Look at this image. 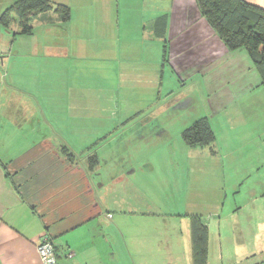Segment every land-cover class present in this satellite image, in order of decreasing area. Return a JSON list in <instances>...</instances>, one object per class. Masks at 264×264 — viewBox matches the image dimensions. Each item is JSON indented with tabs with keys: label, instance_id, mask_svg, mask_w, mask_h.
Segmentation results:
<instances>
[{
	"label": "rangeland",
	"instance_id": "rangeland-1",
	"mask_svg": "<svg viewBox=\"0 0 264 264\" xmlns=\"http://www.w3.org/2000/svg\"><path fill=\"white\" fill-rule=\"evenodd\" d=\"M170 1L114 0L110 14H102L106 8L98 11L102 12L98 20L106 18L103 22L110 26L115 48L129 51L127 83L133 78L132 83L138 85V75L149 81L143 95L146 101L138 105L134 94L137 86L130 84L126 91L118 73V85L109 91L110 72L93 68L107 62H96L93 57L85 62L83 80L92 82L94 93L101 94L95 105L101 109L100 118L85 119L83 130L79 127L73 132H80L66 137L74 138L82 150L96 137L102 160L109 161L112 172H124V178L106 195L111 203L109 215L116 219L109 229L100 226L98 233H92L84 253L94 248L91 264H195L191 217L198 215L209 228L205 264H264V85L259 84V72L245 48L198 64L203 47L211 45L215 50L216 43H224L210 24L212 35L204 40L181 41L186 51L181 60L176 56L179 61L175 62L180 67L182 59L191 54L197 56V66L177 71L172 59L180 50L178 44L172 55L170 41L164 43L153 33L156 17L169 12ZM13 2L0 0V15ZM191 12L194 17L197 8L192 7ZM79 13L84 9L75 7L74 20ZM200 16L206 19L201 11ZM18 28L15 21L8 28L0 25V33L8 40L0 35V47L35 46V40ZM108 43L107 37L89 41L93 47L108 48ZM9 81L0 82V103L4 102L0 113L5 115L12 111L11 98L24 95ZM114 95L117 98L112 99ZM84 96L88 111L89 94ZM139 110H150L148 114L154 117L170 114V121L162 119L167 133L158 127L148 136L137 134L135 128L142 121L128 114H138ZM202 118L211 126L215 139L208 145H191L184 139V129ZM116 123L117 137L111 135L115 129L108 128ZM3 128L6 134H17L8 120ZM28 132L26 127L20 135ZM110 138L114 140L110 142ZM125 150H129L130 161ZM110 177L107 172L105 179ZM105 215L104 219H110Z\"/></svg>",
	"mask_w": 264,
	"mask_h": 264
},
{
	"label": "crops",
	"instance_id": "crops-1",
	"mask_svg": "<svg viewBox=\"0 0 264 264\" xmlns=\"http://www.w3.org/2000/svg\"><path fill=\"white\" fill-rule=\"evenodd\" d=\"M51 1L70 7L69 21H63L53 10L39 13L32 21V33L24 34L35 40L34 47H0V82L4 84L10 80L11 85L24 93L11 98V112L0 113V264H41L37 245L45 235L53 240L60 264H91L94 248L84 253V245L92 233H98L100 226L109 229L116 219L115 215H109L111 203L106 195L124 178V172L118 175L110 170L109 161L102 160V153H99L96 137L86 143L84 150L74 138L66 137L68 133L83 130L85 119L95 121L100 118L101 109L95 105L100 102L101 94L94 93L92 82L86 84L83 80L86 60L93 57L96 62H107L101 66L95 64L93 68L97 66L110 72L109 91L117 87L119 73L121 86L126 91L130 84L137 86L135 104L143 106L146 101L143 95L149 80L138 75V85L132 83L133 78L127 83L126 72L131 66L129 51L125 48L118 51L110 41V26L103 22L106 18L98 20L102 18V12L98 11L106 8V13L102 14H110L114 0ZM246 1L264 8V0ZM170 2L169 12L156 17L153 33L156 38L164 39V43L170 41L172 55L178 44L180 50L174 54L172 63L181 72V68L197 66V56L191 57V54L182 59V66L175 62L181 60L186 51L181 41H202L212 35V27L200 16L196 1ZM194 6L197 12H193V17ZM75 7L84 9L76 20L73 19ZM0 35L5 37V34ZM104 37L109 40L108 48L89 44V41L104 40ZM3 39L8 41L6 37ZM216 44L215 50L211 45L200 48L199 57H204L198 64L213 62L218 55L236 51H230L222 42ZM155 80L150 82L152 86ZM85 94H89L88 111H85ZM106 96L110 101V96ZM115 98L116 95L112 99ZM0 104L4 105V102ZM143 110L128 114V117L142 121L135 128L137 134L148 136L150 130L158 127L167 133L162 119L170 121V114L157 113L154 117L148 114L150 110ZM113 119H119L116 112ZM5 120L16 128L17 134L5 133ZM26 127L28 134L21 136L20 132ZM79 127L81 130L73 132ZM117 127V123L108 127L110 131L115 129L112 136H119ZM113 140L110 138V142ZM68 152L74 154L72 160L68 158ZM92 152L98 154L99 162L89 170L86 156ZM125 155L130 161L129 150H125ZM107 172L111 175L109 181L105 179ZM105 213L110 219H104ZM112 254L114 256L115 251Z\"/></svg>",
	"mask_w": 264,
	"mask_h": 264
},
{
	"label": "trees",
	"instance_id": "trees-1",
	"mask_svg": "<svg viewBox=\"0 0 264 264\" xmlns=\"http://www.w3.org/2000/svg\"><path fill=\"white\" fill-rule=\"evenodd\" d=\"M201 14L213 26L225 45L236 50L245 48L259 72L264 85V8L246 0H196ZM55 11L63 21L71 18V9L63 3L51 0H14L0 15V24L10 27L15 21L21 34L33 31L32 21L42 12ZM184 139L191 145H208L215 139V133L206 119L197 120L184 129ZM72 160L74 154L68 152ZM88 169H94L99 157L96 152L87 154ZM208 225L198 215L191 217L192 255L195 264H205L208 259Z\"/></svg>",
	"mask_w": 264,
	"mask_h": 264
},
{
	"label": "built area",
	"instance_id": "built-area-1",
	"mask_svg": "<svg viewBox=\"0 0 264 264\" xmlns=\"http://www.w3.org/2000/svg\"><path fill=\"white\" fill-rule=\"evenodd\" d=\"M41 264H60L55 245L50 236L45 235L37 245Z\"/></svg>",
	"mask_w": 264,
	"mask_h": 264
}]
</instances>
